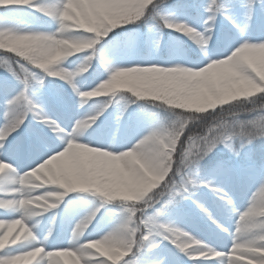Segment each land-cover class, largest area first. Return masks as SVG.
Returning <instances> with one entry per match:
<instances>
[{"label": "snow or ice", "instance_id": "obj_1", "mask_svg": "<svg viewBox=\"0 0 264 264\" xmlns=\"http://www.w3.org/2000/svg\"><path fill=\"white\" fill-rule=\"evenodd\" d=\"M258 11L0 0V264H264Z\"/></svg>", "mask_w": 264, "mask_h": 264}, {"label": "rangeland", "instance_id": "obj_2", "mask_svg": "<svg viewBox=\"0 0 264 264\" xmlns=\"http://www.w3.org/2000/svg\"><path fill=\"white\" fill-rule=\"evenodd\" d=\"M234 3L235 4H237L238 5V3H239V0H234ZM241 12H242V10L239 8V7H237L236 8V15H237V20H238V22H241L242 23V21H241ZM254 28L257 30V31H259V30H261V29H264V16H262L261 15V13L258 11L257 12V16H256V20L254 21ZM222 27H226L225 25H222ZM4 55H6V53H4V52H0V58H2ZM218 110V109H217ZM240 205H239V203H238V207H239ZM198 222V221H197ZM197 222L196 223H194V224H192V225H190V226H195L196 224H197ZM193 228H195V227H193ZM198 235V234H197ZM162 255H164V256H168L169 255V253L167 252V251H162V253H161Z\"/></svg>", "mask_w": 264, "mask_h": 264}, {"label": "bare ground", "instance_id": "obj_3", "mask_svg": "<svg viewBox=\"0 0 264 264\" xmlns=\"http://www.w3.org/2000/svg\"><path fill=\"white\" fill-rule=\"evenodd\" d=\"M191 230L194 232V234L198 235H204L206 234V227L203 225V222L198 221L195 226H190ZM195 227V228H193ZM231 227V225H229ZM165 264H167V261H165Z\"/></svg>", "mask_w": 264, "mask_h": 264}, {"label": "trees", "instance_id": "obj_4", "mask_svg": "<svg viewBox=\"0 0 264 264\" xmlns=\"http://www.w3.org/2000/svg\"><path fill=\"white\" fill-rule=\"evenodd\" d=\"M2 51H3V50H2ZM218 110H219V109H218ZM218 110H217V111H218ZM198 130H202V126H198L197 128H194V129H193L194 132H197Z\"/></svg>", "mask_w": 264, "mask_h": 264}]
</instances>
